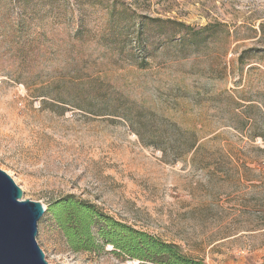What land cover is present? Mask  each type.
Instances as JSON below:
<instances>
[{
	"label": "rangeland",
	"instance_id": "1",
	"mask_svg": "<svg viewBox=\"0 0 264 264\" xmlns=\"http://www.w3.org/2000/svg\"><path fill=\"white\" fill-rule=\"evenodd\" d=\"M113 99L171 132L178 161ZM0 170L44 207L48 264H149L71 252L46 211L67 195L204 264H264V0H0Z\"/></svg>",
	"mask_w": 264,
	"mask_h": 264
},
{
	"label": "trees",
	"instance_id": "2",
	"mask_svg": "<svg viewBox=\"0 0 264 264\" xmlns=\"http://www.w3.org/2000/svg\"><path fill=\"white\" fill-rule=\"evenodd\" d=\"M112 10L108 18L111 23L114 20ZM156 21V20H153ZM152 22V21H151ZM149 23L138 24V30ZM207 25L199 30V33H209L205 37L210 38L216 34ZM193 38L190 35V40ZM238 65L244 63L243 56L237 58ZM92 101L101 102L103 96L94 92ZM113 113L118 114L130 127L134 135L143 146H152L161 152L166 161H178L173 148L177 141L175 136L167 130L156 127L152 119L146 120L144 110L137 109L128 100H111ZM121 101V100H119ZM250 102V100H244ZM249 108L253 104H248ZM150 117L153 114H149ZM184 138L185 153L198 149L196 140L189 131L179 130ZM52 218L67 248L73 253L88 252L100 253L106 246L112 248V252L118 257L145 262L149 264H204L200 259L191 257L183 252L181 247L172 242H165L160 238L137 230L113 217L107 215L92 203L80 199L74 195H67L52 203L46 210Z\"/></svg>",
	"mask_w": 264,
	"mask_h": 264
},
{
	"label": "water",
	"instance_id": "3",
	"mask_svg": "<svg viewBox=\"0 0 264 264\" xmlns=\"http://www.w3.org/2000/svg\"><path fill=\"white\" fill-rule=\"evenodd\" d=\"M44 207L22 199L13 180L0 170V264H48L36 242Z\"/></svg>",
	"mask_w": 264,
	"mask_h": 264
}]
</instances>
